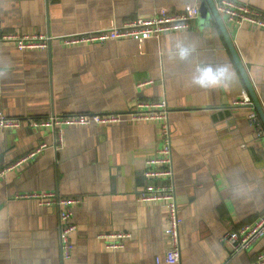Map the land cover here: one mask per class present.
Wrapping results in <instances>:
<instances>
[{
  "label": "crops",
  "instance_id": "0c3cea01",
  "mask_svg": "<svg viewBox=\"0 0 264 264\" xmlns=\"http://www.w3.org/2000/svg\"><path fill=\"white\" fill-rule=\"evenodd\" d=\"M241 1L264 12V0ZM192 4L200 6L192 27L144 41L66 45L56 39L48 48L20 49L0 39V110L45 117L167 99L172 182L182 214L178 264H253L264 237L238 253L222 237L264 215V126L259 136L251 107L238 102L248 89L242 73L230 86L201 88L190 82L195 61L171 55L172 37L183 34L196 44L199 62L238 66L207 0H0V36H60L122 24L159 6L176 12ZM221 15L264 108V27L234 25ZM159 130V122L141 120L69 125L57 147L50 129H0V167L41 141L49 144L0 183V264H155L170 248L168 211L162 201L142 202L137 194L147 183L146 159L162 146ZM23 191L80 199L73 205L78 229L70 259L61 256L57 208L15 197ZM117 231L130 235L122 246L109 247L100 234Z\"/></svg>",
  "mask_w": 264,
  "mask_h": 264
},
{
  "label": "built area",
  "instance_id": "2783aa9c",
  "mask_svg": "<svg viewBox=\"0 0 264 264\" xmlns=\"http://www.w3.org/2000/svg\"><path fill=\"white\" fill-rule=\"evenodd\" d=\"M218 11L224 14L226 20L234 25L248 23L251 26L264 27V12L249 3L241 0H217ZM200 14V6L192 4L183 11H170L166 6L155 7L150 15H138L122 24L111 25L94 30L64 34L60 36L51 33H7L0 39L12 40L20 49L48 48L52 41L59 39L66 45L81 43H104L123 37L136 38L144 41L151 37L160 38L170 31L189 29L196 22ZM145 84V81L140 83ZM239 104L251 107L250 121L258 129L259 136L263 133V122L255 107L248 89L244 88ZM159 122V138L162 146L156 156L146 159V168L143 171L147 178L145 187L137 194L142 202L162 201L168 211L167 235L170 248L164 256L156 255L155 264H178L181 257L180 225L182 214L176 198L175 184L172 182L174 166L172 161V131L170 121V106L167 99L139 100L136 105L127 110L91 111L86 113L51 114L45 117L11 116L0 110V129L18 128L27 125L31 128L50 129L55 132L57 147L64 145V129L69 125L113 124L124 121ZM49 144L41 141L39 145L22 157L0 167V183L6 173L16 166L33 159ZM168 178L167 183L156 182L159 178ZM16 198L36 199L41 205L56 207L59 213L60 241L62 259L68 260L73 255V233L78 229L74 221L73 205L80 202L78 197L61 196L54 191H23L15 194ZM130 234L127 231L101 233L103 238L110 239L107 245L112 248L120 247ZM264 237V215L253 223H247L239 228L227 231L223 242L230 248L231 253L250 249ZM113 238V239H111ZM253 264H264V248L257 251Z\"/></svg>",
  "mask_w": 264,
  "mask_h": 264
},
{
  "label": "clouds",
  "instance_id": "9594fccd",
  "mask_svg": "<svg viewBox=\"0 0 264 264\" xmlns=\"http://www.w3.org/2000/svg\"><path fill=\"white\" fill-rule=\"evenodd\" d=\"M171 55L180 61H195V71L190 82L201 88L227 87L235 83L242 72L238 66L230 61L216 62L214 64L201 63L197 60V46L183 34L172 37Z\"/></svg>",
  "mask_w": 264,
  "mask_h": 264
},
{
  "label": "water",
  "instance_id": "95a60500",
  "mask_svg": "<svg viewBox=\"0 0 264 264\" xmlns=\"http://www.w3.org/2000/svg\"><path fill=\"white\" fill-rule=\"evenodd\" d=\"M207 2H208L212 12L214 13L216 19L218 20V22H219V24H220V26L222 28V31H223V33H224V35H225V37H226V39H227V41L229 43V46H230V48L232 50V53H233V55H234V57H235V59L237 61V64H238L239 68L242 70L241 73H242V76H243V78H244V80L246 82L248 91L250 92L251 97H252V99L254 101L255 107H256V109H257V111H258V113H259V115H260V117H261V119H262V121L264 123V108H263L262 103H261V101H260V99H259V97H258V95H257V93H256V91L254 89V86H253V84H252V82H251V80H250V78L248 76V73H247V71H246V69H245V67H244V65H243V63H242V61H241V59L239 57V54H238V52H237V50H236V48H235V46H234L229 34L227 32L226 25H225V23H224V21L222 19V15L218 11V9L216 7V3H215L214 0H207Z\"/></svg>",
  "mask_w": 264,
  "mask_h": 264
}]
</instances>
